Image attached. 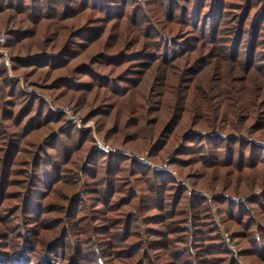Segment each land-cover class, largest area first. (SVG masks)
Wrapping results in <instances>:
<instances>
[{"label": "trees", "instance_id": "1", "mask_svg": "<svg viewBox=\"0 0 264 264\" xmlns=\"http://www.w3.org/2000/svg\"><path fill=\"white\" fill-rule=\"evenodd\" d=\"M0 20V264H264V0H0Z\"/></svg>", "mask_w": 264, "mask_h": 264}, {"label": "built area", "instance_id": "2", "mask_svg": "<svg viewBox=\"0 0 264 264\" xmlns=\"http://www.w3.org/2000/svg\"><path fill=\"white\" fill-rule=\"evenodd\" d=\"M5 41V34L4 32H0V52L3 54V62H4V65L6 67H8V69L11 67V61H10V56L7 54V52L3 49V43ZM45 98H48V97H45ZM49 99V98H48ZM57 109H61V110H64L66 111L68 114L72 115V110L68 109V108H65V107H56ZM78 122V125L81 126V119H78L77 120ZM105 148L111 150V151H116V152H120V153H123L125 155H128L129 157H131L132 159H136L138 161H141V162H145L147 164H150V165H153V166H156L152 163V161L147 157V153L146 154H138V153H134V152H131L129 150H126V149H123V148H114V147H110L108 145L105 146ZM163 167H166L165 164L163 165ZM174 174V172H173ZM175 175V174H174ZM177 178V177H176ZM178 180V179H177ZM180 183H182L183 185H185L187 188H188V191L189 193L193 192V193H197L199 195H206L205 192H197V191H192L190 186H188V184L186 183H183L181 180L179 181ZM210 197V195H209ZM220 231L222 232V235L225 239V242H226V245L228 246V248L232 251L235 250V245L234 243L232 242L231 240V236L230 234L225 231L223 229V227L220 226Z\"/></svg>", "mask_w": 264, "mask_h": 264}, {"label": "rangeland", "instance_id": "3", "mask_svg": "<svg viewBox=\"0 0 264 264\" xmlns=\"http://www.w3.org/2000/svg\"><path fill=\"white\" fill-rule=\"evenodd\" d=\"M4 23L0 20V32H4V34L6 35V34H8L9 32H10V29L11 28H13V24H9L8 26H4L3 25ZM8 32V33H7ZM6 38V37H5ZM6 40V39H5ZM12 78H14V79H19L20 80V82H21V85H22V87H23V89L24 90H26V91H30L31 92V90L32 89H30V87L28 86V84H26V83H23L24 82V78L22 77V75L21 74H18V73H14V72H12ZM48 101H49V99L48 98H46ZM49 103H50V101H49ZM51 104V103H50ZM250 121L252 122V120L250 119ZM94 123L93 122H89L88 123V125H90V126H93L94 127V125H93ZM143 154H146V153H143ZM258 166H259V168H264V165L263 164H258ZM245 172H249V170L248 169H245ZM176 179H178V181H180V178H176ZM189 186V185H188ZM191 188V187H190ZM218 194V193H217ZM222 227V226H221ZM190 245H191V243H189Z\"/></svg>", "mask_w": 264, "mask_h": 264}]
</instances>
